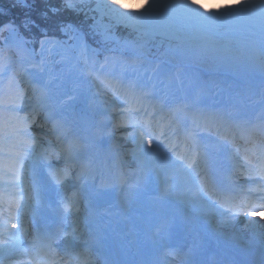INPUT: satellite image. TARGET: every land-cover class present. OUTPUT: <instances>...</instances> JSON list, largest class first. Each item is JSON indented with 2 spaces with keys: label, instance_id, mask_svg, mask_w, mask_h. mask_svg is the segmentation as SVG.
<instances>
[{
  "label": "snow or ice",
  "instance_id": "6c2138e0",
  "mask_svg": "<svg viewBox=\"0 0 264 264\" xmlns=\"http://www.w3.org/2000/svg\"><path fill=\"white\" fill-rule=\"evenodd\" d=\"M65 13L72 18H65ZM118 30L165 46L173 59L212 56L224 64L243 59L264 72V0H239L217 8H206L199 0H145L143 9L126 8L120 0H59L58 5L49 0H0V264H93L92 247L104 244L85 217L78 250L65 247L61 254L54 247L56 237L40 232L24 246L29 234L24 217L32 199L28 181L35 176L37 151L53 191L64 185L73 169L89 175L95 171L88 155L93 145L84 141L76 121L65 114V100L48 83H33L35 77L29 72L41 67L45 53L56 49L78 52L80 77L96 83L98 94L110 93L117 106L113 128H131L127 138L135 145L134 154L156 163L158 175L186 187L197 211L214 213L228 224L240 215L253 217L264 210V122L233 124L229 113H201L192 116L194 127L189 129L180 119V114L187 115L185 105L170 108L157 103L153 92L139 82L109 71L110 57L103 62L95 59L96 50L88 40L107 44ZM90 51L94 55L89 56ZM37 55L39 63L34 59ZM41 114L51 125L46 134L53 140L47 148L29 131ZM201 122L228 130L222 137L226 142L234 127L245 133L248 186L223 192L202 166L206 152L195 136ZM233 151L238 154L240 149ZM50 157L60 159L63 167L53 168L47 163ZM77 205L76 193L60 201L64 213ZM261 220L264 217L245 221V227L260 238L259 247L234 253L232 264H264Z\"/></svg>",
  "mask_w": 264,
  "mask_h": 264
},
{
  "label": "rangeland",
  "instance_id": "374dc122",
  "mask_svg": "<svg viewBox=\"0 0 264 264\" xmlns=\"http://www.w3.org/2000/svg\"><path fill=\"white\" fill-rule=\"evenodd\" d=\"M211 1L212 0H199V3L204 4L206 2L210 3ZM120 2L123 3L126 8L130 9H143L145 7V0H120ZM238 3L239 0H216L215 2H213V4H215L217 7ZM232 39H236V37H232ZM88 55L90 56V54ZM105 56H108L111 59V64L108 66L109 71L116 74H124L127 79H130L129 77H131V79L133 80L140 81L139 83H141V85L144 84L148 87H152L155 89L157 88L158 90L161 86H163L164 91L168 90L171 94L178 92L182 96H185L186 99L193 97L192 94L194 93L196 88L194 79L196 78H199L204 85L211 87L214 86L213 94L216 95L217 93H221V95L223 96L222 98L225 101H227L229 98H232V100L234 101H238L243 96L242 93L249 94V88L246 87V84L248 83L255 84L259 87L260 92H264V76L260 75L254 77L249 74L233 75L232 73H230V76H223L222 74H215L213 76L211 75V73H203L196 68L190 69L186 68L185 66L170 68L163 61H160V63L154 62L151 60H147L141 55H138L132 59H130L129 57L126 58L125 56L117 53H109L105 54ZM34 59L37 63H39L41 57L37 55ZM96 60L100 62L104 61V59ZM176 62H179V59H176ZM78 68L79 65L76 62L75 52L66 51L64 49H56L44 54L43 64L41 65V67L29 68V71H32L30 73H32L35 77L33 83H37L38 81L48 83L53 91L61 95L66 103L65 114L70 119H75L79 116V114L75 112V108L78 105L90 104L92 111L88 112L89 116L92 119H95L96 125H98V122L100 121L104 123L101 130L96 131L97 144H100L102 140H110L111 143H113L112 147L113 152L117 157V161L115 162L117 167L120 169L121 161H124V163L127 165V167L125 168L121 167L119 176L124 179L125 184H129V181L131 184L134 182L133 187H130V189H135L139 192L140 196H144L142 189L147 188L149 184L148 173L151 169H158L159 166L151 160L138 158L137 155L134 154L135 145L131 142L130 139L127 138V132L131 131V128H113V125L116 123L117 106L112 104L111 94H98L97 84L90 83L87 78L80 77ZM136 77L138 78L136 79ZM23 87H25L28 91H31L30 85L25 84L23 85ZM74 94H76L80 99H76L77 97H75ZM69 96L74 97L73 99L69 100ZM221 101L218 99L216 101V104L220 103ZM251 104H253V102H251ZM118 106L123 107L122 104ZM185 112L187 113V116L191 118V121L193 115L201 114V111L198 107H196V105L189 106L185 109ZM182 115L184 114H180V116ZM39 130L47 131L48 129L46 128V125H44L43 128L39 127ZM29 131L39 139L40 143L42 142L41 145L43 147H47L48 141L53 140V137L49 135L44 136V139L41 136H37L36 130L33 128V126L30 127ZM114 131L115 133H117L116 136H113V134H115ZM106 132L111 133V135H107ZM221 141L224 142V140ZM100 150L102 151L101 147ZM235 155L236 159H238V161L240 162V169L243 167L246 170V165L242 164V160L238 156L239 154ZM104 161L105 163H107V165H110L109 158H105ZM201 164L203 166V161H201ZM54 168H58V165L56 164ZM93 168L95 169V171L91 175H89L87 172L81 174L78 169H76V171H74L75 169H73V174L69 175L68 179L64 182V185L62 187H59L61 194H66L70 190H76L74 191V193H76L78 196V205L75 208L70 209L66 214V224L63 229L64 233L62 232L63 238L61 241V244L63 243L65 245L64 247L71 248L78 244H81V235L84 232L83 224L85 217H87L88 215L84 209L85 207L84 199L82 197V186L84 187L85 185V183H83L84 179H86V182H89L96 178V168ZM108 174H114L113 165H111ZM242 177H240V179H242ZM32 183L33 180L32 177H30L28 181L29 191L31 190ZM112 184H114L113 181H111L110 183H106V186L109 188L107 189V191H111V189H113L111 188ZM167 184V187L162 191L164 196L169 195L178 199L180 198L187 204L189 203L190 205H193V203H191L187 198L188 192L186 187L177 186L176 182L170 181L168 179ZM98 187L100 186L94 185L93 187L96 192L99 189ZM79 189L81 190V194ZM30 195L31 197L33 196L31 191ZM31 201L29 202L30 208L32 207ZM205 213L207 215H212L215 222H221V218L214 213ZM29 215L30 214L28 213V216ZM260 222L264 223V220H261ZM230 223H232L231 225H233L232 228H234L238 232L240 229H243L245 227V222L243 223L242 221H239L238 217L235 220L229 222L228 225ZM29 232L30 231L28 230V233ZM74 235L75 239H73ZM29 237L30 234H28L24 238L25 244L29 241ZM248 238L249 237H247L246 240H248ZM90 258L93 264L97 263L95 260H93L92 257Z\"/></svg>",
  "mask_w": 264,
  "mask_h": 264
},
{
  "label": "bare ground",
  "instance_id": "6f19581e",
  "mask_svg": "<svg viewBox=\"0 0 264 264\" xmlns=\"http://www.w3.org/2000/svg\"><path fill=\"white\" fill-rule=\"evenodd\" d=\"M195 83L197 86L193 96L194 99L196 98V102L201 107V110L205 114L217 112V105L214 104L220 96L209 94L212 88L208 87V90L204 89L200 80L196 79ZM246 86L249 88V97H258L264 105V94L257 93V86L252 84ZM149 91L154 92L152 88ZM74 96L78 97L76 94ZM155 96L156 94H154V98ZM160 97L159 102L161 104H169L168 100L164 101L165 97L163 95ZM169 101L173 102V108L183 105L184 102H188L184 96H173ZM222 104L220 112L236 113L232 115V117H236L237 122L235 124H239L241 121L251 122L252 117L249 114L248 118L246 112L253 107L247 101L235 103L232 100H228L227 104ZM250 112H254V110L252 109ZM257 115L256 121L259 124V120L263 119L264 115L262 116L260 113ZM184 119L182 118V122L185 121ZM79 120V124H77L79 135L84 140H87L88 144L93 145L88 150V155L93 160L92 166L97 168L94 182L99 185L103 178L106 180L108 178L106 172L107 166H102L104 165L103 162L106 154L101 153L96 144L95 131L99 127L94 125L87 115ZM186 123L188 122L186 121ZM196 129L202 135L210 131L201 125L196 127ZM236 129V140H239V144H245V133L239 127H236ZM210 133L215 136L218 135V133L211 131ZM232 141L235 143V139ZM200 144L202 145V143ZM208 146L217 151L223 162H236L233 154L225 151V147L221 141L208 136ZM246 146H248L247 143ZM202 147L204 150L203 145ZM118 173L119 169L115 168V174ZM98 178L100 179L98 180ZM248 185L249 183L247 182L244 184V187ZM46 188L52 189L49 183ZM90 189L92 188L89 187ZM36 190L38 197L42 191L39 188ZM130 193L131 191L127 187H122L120 190L114 189L111 192L101 189L94 197L91 194L88 195L89 200L85 204V208L91 210L88 218L91 221L90 224L94 227L93 231L98 232L104 239L103 246H99V253L100 259L106 263L167 264L163 256L168 251V246L172 244L177 245V249L187 247L190 255H193L200 263H218L221 262L220 254L226 255L227 252L239 248L242 249L245 237L251 235H253L251 237H254V231L249 228L244 227L238 232L230 224L214 222L212 217L203 221L199 226L201 219H196V217L187 214L182 206H176L167 201L152 202L150 199H143L136 193L133 195ZM90 197H92V201ZM26 216L27 214L24 217L25 224L29 228L31 224H27ZM260 217H264V215L260 212H255L253 217L241 216L239 219L244 222L246 219H257ZM214 223L218 226L215 231L211 229V224ZM160 228H164V231L161 232ZM229 237L231 239L237 238V243L233 245L228 240ZM24 246L27 247L26 245ZM61 254L63 253L61 252ZM187 264H190V260Z\"/></svg>",
  "mask_w": 264,
  "mask_h": 264
},
{
  "label": "trees",
  "instance_id": "16d2710c",
  "mask_svg": "<svg viewBox=\"0 0 264 264\" xmlns=\"http://www.w3.org/2000/svg\"><path fill=\"white\" fill-rule=\"evenodd\" d=\"M49 3H51L52 5H58L59 4V0H49ZM40 7H43V5H39ZM65 18L67 19H71L72 17L69 15V14H64ZM116 34L119 35L120 37V41L122 42H126V41H132V39H134L135 35L134 34H130L128 31H124V30H118L116 32ZM149 45H154L155 46V51H159L160 50H163L165 48V46H161L160 44L158 43H152V42H149ZM147 47V46H145ZM205 59V62H208L210 66H214L217 64V61L216 59H214L213 57H204Z\"/></svg>",
  "mask_w": 264,
  "mask_h": 264
}]
</instances>
